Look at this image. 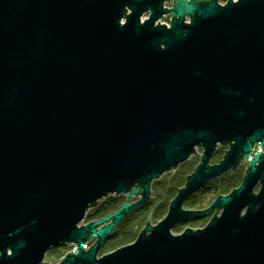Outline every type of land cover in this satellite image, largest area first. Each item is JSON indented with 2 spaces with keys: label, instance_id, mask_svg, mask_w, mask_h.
Listing matches in <instances>:
<instances>
[{
  "label": "water",
  "instance_id": "water-1",
  "mask_svg": "<svg viewBox=\"0 0 264 264\" xmlns=\"http://www.w3.org/2000/svg\"><path fill=\"white\" fill-rule=\"evenodd\" d=\"M164 1L0 0V264H45L64 243L49 264H264V151L251 155L264 146V0ZM198 146L165 216L97 256ZM244 158L238 186L182 207ZM110 194L126 200L80 225Z\"/></svg>",
  "mask_w": 264,
  "mask_h": 264
},
{
  "label": "rangeland",
  "instance_id": "rangeland-1",
  "mask_svg": "<svg viewBox=\"0 0 264 264\" xmlns=\"http://www.w3.org/2000/svg\"><path fill=\"white\" fill-rule=\"evenodd\" d=\"M225 2L226 0H219V4H224ZM166 6L170 7L168 2L166 3ZM144 16H147V13H145ZM170 18V14L165 15V20L167 22H169ZM225 149H228L227 144H217L215 152L209 160L210 164L216 163L219 159H221L225 153ZM201 152L202 148L196 147L195 153L191 154L185 161L179 163L173 169L164 171L158 178L154 179L151 182L148 202L146 204L140 205L117 225L114 230V234L105 241L97 256H101L121 245L131 243L138 235L140 230L144 227L150 212L151 213L148 219L150 224L155 225L160 219H162L168 210L169 201L178 191L177 187H183L185 183V175H188L194 171V167L200 159ZM246 166L247 162L242 161L235 171H229L222 177H215L212 180L205 182L185 199L182 207L193 210H202L208 207L212 200L218 194H220V185L222 181L233 174H237L239 175V178H241L242 172ZM111 196L116 197L114 202L110 200ZM139 197L140 195H133L130 199V202L136 201ZM125 200L126 198L124 194H110L102 198L99 203L95 205V207L100 203L107 201L106 210L95 212V207H89L86 211L87 215L80 225L85 224L90 220L97 219L106 213L115 210L118 205L123 203ZM215 210L196 219L181 221L172 227L171 232L174 234L181 233L185 227H189L194 230L196 228H201L208 222L214 212L215 215L220 213V210ZM93 241L94 238L90 239V244H92ZM71 248L72 245H67L66 247L54 246L50 248L44 257L45 264H49L50 262H58L60 257H63Z\"/></svg>",
  "mask_w": 264,
  "mask_h": 264
},
{
  "label": "flooded vegetation",
  "instance_id": "flooded-vegetation-1",
  "mask_svg": "<svg viewBox=\"0 0 264 264\" xmlns=\"http://www.w3.org/2000/svg\"><path fill=\"white\" fill-rule=\"evenodd\" d=\"M168 2V5H172V1L171 0H167V1H164V3H163V7L164 8H169V7H167L166 6V3ZM218 3H219V0H218ZM166 14H170V13H164L162 16H165ZM188 18V17H187ZM170 21V20H169ZM198 147H201V146H198ZM202 148V147H201ZM257 151H259V152H263L264 151V146L263 145H261L259 142H256L254 145H253V147H252V153H251V155H254ZM220 160V159H219ZM218 160V161H219ZM217 161V162H218ZM242 161H245V162H247V166L245 167V169H244V171L242 172V175H241V181H242V179H243V177H244V174H245V171H246V169H247V167H248V161H247V159L246 158H244V159H241L240 160V162H239V164L237 165V167L240 165V163L242 162ZM216 162V163H217ZM209 164H210V162H209ZM214 164V163H213ZM197 165V164H196ZM211 165V164H210ZM236 167V168H237ZM195 168V167H194ZM236 168L235 169H230V170H228V171H226L225 173H223V174H221L220 176H218V177H222L223 175H225L227 172H229V171H235L236 170ZM212 180V179H211ZM240 181V182H241ZM240 184V183H239ZM238 184V185H239ZM237 185V186H238ZM258 189H259V185H256L255 187H254V192H257L258 191ZM228 193V192H227ZM227 193H225V194H227ZM149 199V198H148ZM148 202V200L146 201V202H144V203H142V204H146ZM141 204V205H142ZM140 206V205H139ZM138 206V207H139ZM137 207V208H138ZM135 210V209H134ZM133 210V211H134ZM94 220V219H93ZM91 221V220H90ZM179 223V222H178ZM117 227V225L113 228V230L111 231V233L104 239V241H103V243H102V245L105 243V241L107 240V239H109L113 234H114V230H115V228ZM67 245H70V244H60V245H58V247H66ZM86 245L87 246H89L90 245V239L86 242ZM102 245H101V247H102ZM101 247H100V249H101ZM115 249V248H114ZM113 250V249H112ZM111 251V250H110ZM109 252V251H108ZM98 255V254H97Z\"/></svg>",
  "mask_w": 264,
  "mask_h": 264
},
{
  "label": "trees",
  "instance_id": "trees-1",
  "mask_svg": "<svg viewBox=\"0 0 264 264\" xmlns=\"http://www.w3.org/2000/svg\"><path fill=\"white\" fill-rule=\"evenodd\" d=\"M240 181H241V178H239V175H237V174H233L230 177L226 178L224 181H222V183L220 185L221 186L220 194H225V193L229 192L232 188L236 187L240 183ZM220 194H218V195H220ZM110 198H111L110 200L113 201V202L116 199L115 196L114 197L111 196ZM106 203H107V201L100 203L96 207L93 206V207L96 208L95 212L101 211V210H106Z\"/></svg>",
  "mask_w": 264,
  "mask_h": 264
},
{
  "label": "built area",
  "instance_id": "built-area-1",
  "mask_svg": "<svg viewBox=\"0 0 264 264\" xmlns=\"http://www.w3.org/2000/svg\"><path fill=\"white\" fill-rule=\"evenodd\" d=\"M143 17L146 18V16L142 15L141 18H140V21H143V20H144ZM158 22H159V23L164 22L167 26L169 25V22H167V21L165 20V17H161V18H159V19H158ZM156 23H157V21H156ZM72 247H73V246H72ZM87 247H88V246L85 245V248H87Z\"/></svg>",
  "mask_w": 264,
  "mask_h": 264
}]
</instances>
